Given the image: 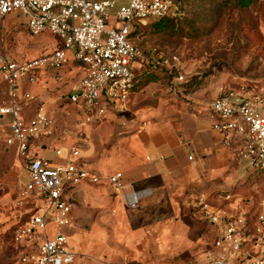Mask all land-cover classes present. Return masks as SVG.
<instances>
[{
  "label": "built area",
  "instance_id": "obj_1",
  "mask_svg": "<svg viewBox=\"0 0 264 264\" xmlns=\"http://www.w3.org/2000/svg\"><path fill=\"white\" fill-rule=\"evenodd\" d=\"M185 8L182 0H0V21L20 13L32 36L50 34L59 42L51 53L24 61L0 53V83L7 84L8 94L0 105V116L11 118L5 143L17 148L18 158L27 166L29 178L23 195L39 202L35 213L13 230V245L22 251L20 264L74 263L68 238L59 233L52 235L51 227L60 229L71 223L73 206L64 199L68 185L101 182L78 162V150L55 164L33 151L34 142L55 133L54 119L31 90L39 74L60 70L51 76L60 81L72 58L85 74L67 100L83 109L84 121L98 123L110 113L123 114L139 81L140 61L145 56L142 47L133 41L136 27L150 20L177 19L185 14ZM118 22L120 28L116 27ZM159 60L161 66L177 71L178 83L185 82L179 57L160 56ZM133 66L138 72L131 70ZM36 102L33 117L26 120L24 110ZM209 109L211 129L221 145L231 149L244 168L264 173V95L246 85L222 87ZM135 122L140 128L148 124ZM56 155L60 157L62 152L56 150ZM122 179L123 175L117 173L108 182L120 191ZM151 194L150 189L127 193L126 205L137 209ZM193 206L217 234L206 251V264H264V209L255 215L240 209L235 191L201 197Z\"/></svg>",
  "mask_w": 264,
  "mask_h": 264
},
{
  "label": "rangeland",
  "instance_id": "obj_2",
  "mask_svg": "<svg viewBox=\"0 0 264 264\" xmlns=\"http://www.w3.org/2000/svg\"><path fill=\"white\" fill-rule=\"evenodd\" d=\"M182 1L186 6V17L177 23V30L156 29L152 25L156 20L135 29L133 41L145 52L140 61L142 69L137 83L142 86L134 89L138 106L169 109L175 104L172 98L188 105L185 100L188 95H195L196 102L202 99L212 101L220 88L242 85L264 95V19L258 6L254 4L242 10L224 9L215 19L205 15L213 3L221 0ZM26 23L20 13L0 21V52L22 61L49 54L59 46L58 40L50 34L32 36L25 27ZM121 26L120 22L116 23V27ZM174 55L179 57L186 79L182 84L175 80L177 71L174 68L160 65V56ZM131 70L138 72L135 66ZM43 73L54 76L60 70ZM171 74L173 78H170ZM71 79L76 82L81 76L76 72ZM50 87V94L40 90L57 120V131L49 144L54 151L55 147L60 149L63 158L71 149L63 147L65 143L76 147L84 162L83 150L90 141V129L95 124L90 126L84 121L82 108H78L81 115L75 107L68 105L60 86L54 89L52 84ZM6 98L7 84L1 82L0 100ZM6 130L0 126V264H20L22 251L13 245V230L35 213L39 202L23 195L27 166L18 159L14 147L6 146ZM233 161L230 171L216 176V180L226 181L219 194L235 191L240 209L259 214L264 202V173L252 167L244 168L236 155ZM185 164L192 166L187 157ZM82 183L68 186L65 193ZM211 191L214 190L208 193ZM99 200L100 197L95 198V204ZM145 200L147 198L140 202L143 208ZM173 200L174 212L169 207L164 208L160 214H151V220L140 227L129 221L126 223L130 213L138 212L140 208L130 209L125 204L128 212L108 216L101 212L92 213L81 197L71 211V223L60 229L52 226L51 230L53 234L65 235L70 241L75 254L73 264H201V258L216 239V232L194 208L196 199L190 202L185 197L175 196ZM69 201L73 205L74 201ZM102 207L98 204L95 208ZM76 211L80 212V224L74 219ZM148 223L153 225L147 227Z\"/></svg>",
  "mask_w": 264,
  "mask_h": 264
},
{
  "label": "crops",
  "instance_id": "obj_3",
  "mask_svg": "<svg viewBox=\"0 0 264 264\" xmlns=\"http://www.w3.org/2000/svg\"><path fill=\"white\" fill-rule=\"evenodd\" d=\"M25 27L27 29L26 25ZM0 53L12 58L4 52ZM76 72L80 74L82 79L85 69L75 64L71 58L70 65L62 72L60 81H55L51 79L50 75L40 73L36 85L31 89L54 119V135L57 131V120L51 114V107L45 103L44 95L40 93V90L50 94L52 84L55 85L54 89L56 86H60V92L64 91L62 94H65L64 100L81 113L76 106L67 100L76 84L81 80L75 82L71 79ZM134 95L135 93L130 97L127 110L123 114L110 113L103 121L90 124V126L94 124L95 126L91 127L90 141L83 150L84 162L81 152L68 143L63 145V147L69 146L71 148L66 157L57 156L56 150L60 149L55 147L54 151L52 145L49 144V140L54 135L34 142L32 149L36 155L46 157L54 164L60 162L61 158L63 160L69 158L72 151L78 150L80 152L78 162L82 167L100 177L101 182L99 184L83 182L82 185L77 188L74 187L69 193L64 194L66 201L69 203V200L74 201L72 202V209L77 207V199L82 197L86 206H90L92 213L101 212L108 216L111 214L121 215L127 211L125 194L150 189L152 194L146 197L145 208L140 204L137 208H140V211L130 213L129 220L126 221V223L129 221L131 224L142 227L143 224L151 220V214H160L164 208L167 209L168 207L171 212H174L175 203L173 199L175 196L185 197L192 202L193 199L198 200L204 196L211 197L219 194L220 190L223 191L222 187H225L226 181L223 183L216 180V176L231 170L234 153L231 149L221 145L219 136L211 129L209 118L211 99H202L196 102L194 101L195 95H188L185 99L188 105H183L180 100L172 98L175 102L172 108L153 110L147 107H139ZM217 96L218 93L216 92L212 100ZM5 100L7 98L1 99L0 105ZM37 105L38 102L26 107L23 112L26 120L33 117ZM135 121H145L148 124L140 128ZM10 122V117L0 116V126L3 127V130L5 127L7 128L4 134V142L5 137L9 135ZM8 148L13 149V147ZM14 149L17 156V148L14 147ZM186 157L192 163L191 167L186 166ZM190 157L193 158V161L189 160ZM117 173L123 175L121 181L123 189L120 191H115L108 182V178ZM28 178L27 172L24 178L25 185ZM209 190L214 191L208 193ZM98 197L101 198L98 203L101 207L103 206L101 209L95 208L98 204H95L94 200ZM261 209H264V202L261 204ZM79 214L80 212L77 213L76 211L74 219L80 224ZM139 215L141 216L138 218ZM150 225L153 224L148 223L147 227ZM77 235L79 237V233ZM80 240L79 237L78 246ZM69 247L72 248L70 241ZM30 250L33 248L31 247ZM201 264H206L205 257L201 258Z\"/></svg>",
  "mask_w": 264,
  "mask_h": 264
},
{
  "label": "trees",
  "instance_id": "obj_4",
  "mask_svg": "<svg viewBox=\"0 0 264 264\" xmlns=\"http://www.w3.org/2000/svg\"><path fill=\"white\" fill-rule=\"evenodd\" d=\"M213 1V0H211ZM256 4L258 6L259 12L261 13L263 19H264V0L259 1V0H221L219 3H213L212 6L209 8V10L206 13V18H215L222 12L224 9H236V10H242V9H247L251 5ZM186 7V6H185ZM186 10V8H185ZM186 17V12L183 16L177 18V19H162V20H156L153 22V27L156 29H163L165 30L166 28L168 29H173L177 30V23L179 21L183 22L184 18ZM160 23V27H157V24ZM136 31H134L132 37ZM173 74H171L170 78H173ZM182 84V83H181ZM186 84H189L186 83ZM142 85L136 86V88H140ZM135 88V89H136ZM211 226V225H210ZM212 227V226H211ZM213 228V227H212Z\"/></svg>",
  "mask_w": 264,
  "mask_h": 264
}]
</instances>
